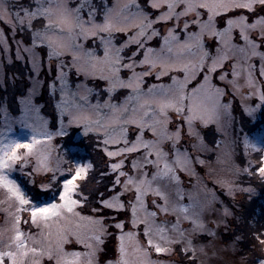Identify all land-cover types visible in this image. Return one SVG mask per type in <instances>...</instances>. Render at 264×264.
<instances>
[{
    "label": "snow or ice",
    "instance_id": "snow-or-ice-1",
    "mask_svg": "<svg viewBox=\"0 0 264 264\" xmlns=\"http://www.w3.org/2000/svg\"><path fill=\"white\" fill-rule=\"evenodd\" d=\"M100 4L0 0V21L13 35L19 31L28 37L27 43L16 41V58L24 60L26 55L35 73L29 95L18 98L20 113L14 116L7 106L2 109L0 192L8 208L7 227H0V264H101L105 241L113 235L110 229L118 230L119 243L116 258L105 264H264V256L254 253L264 252V231L249 236L239 226L233 230L236 219L248 223L253 218L237 217L196 170L206 162L188 150L207 147L197 124L216 123L223 130L226 122L232 127L229 87L242 101L259 99L256 108L245 109L250 116L264 106V0ZM118 34L123 38L118 40ZM0 44L11 52L3 28ZM45 59L48 70L55 67L56 72L49 88L58 86L64 97L54 105L61 110L55 132L40 122L34 99L43 87ZM72 74L84 80L69 95ZM90 79L105 82L106 99L88 86ZM173 113L178 118L174 130ZM16 123L30 130V138L10 136ZM73 125L82 127L85 135L95 134L102 145L108 160L101 175L111 177L110 188H88L93 162L73 167L59 154L54 159L53 138L67 136ZM185 125L193 140L187 147L181 145ZM235 144H225L231 175L215 181L233 199L238 191L249 196L256 192L241 186L243 175L258 172L264 184V147L245 137V146L259 156L241 167ZM217 160L221 162L219 155ZM25 170L34 190H26L14 177ZM181 172L196 177L191 189L185 188ZM212 174L209 170L207 175ZM105 210L128 215L117 219ZM161 214L175 219L160 221ZM72 244L83 250L69 249Z\"/></svg>",
    "mask_w": 264,
    "mask_h": 264
},
{
    "label": "rangeland",
    "instance_id": "rangeland-1",
    "mask_svg": "<svg viewBox=\"0 0 264 264\" xmlns=\"http://www.w3.org/2000/svg\"><path fill=\"white\" fill-rule=\"evenodd\" d=\"M18 4H27L28 0H16ZM96 3L98 6L102 7L100 4V0H96ZM149 11L155 12V10H152L149 8ZM221 23H223V20H221ZM0 28H3L5 31V35L8 37V43L11 46V52H5L3 50V45L0 44V88L4 91L7 89H11V87H14L13 84L16 83V80L21 77H18L19 75L13 73H10L13 69H19L21 67H24L25 65L29 66V75L27 76L26 80L28 82L27 91L23 96L29 95V89L33 87V81L32 77L35 76V73L32 71V65L28 61L27 56L25 55L24 60H19L16 58V41L17 40H23L25 43H27L28 37L22 33L17 31L15 35H13L12 30L9 28V26L4 23L3 21H0ZM124 34H118V40L123 38ZM153 44L155 45V41H153ZM43 55V54H42ZM45 67L41 70L40 75V81L43 85V87L39 90V93L34 97L35 103L39 106V117L40 122H47L48 128L55 132L60 127V120H61V110L59 108H56L54 105L57 102H62L64 97L59 92V87L57 86L56 89L49 88V84H46L45 86V78L49 77V83L52 82L53 77L56 75L55 67H53L52 71H49L47 68V60L44 61ZM55 62H53V65ZM31 71V74H30ZM258 75V73H257ZM151 79V78H150ZM229 79H232L231 76H229ZM84 80L83 76H77L75 74H72L71 76V82H72V89L69 90V95H71V91L75 90V84ZM164 82H168V77L164 78ZM87 84L89 87L95 88L97 91L101 92L100 99H106V96L102 89L105 87V82L99 81V80H88ZM221 86H223V82H220ZM247 92V89L244 90ZM229 97L232 101V107H231V119H232V127L228 128L227 123L225 122V126L223 130H219V127L216 123H209L207 127H204L203 125L197 124L198 129L200 130L201 135L203 136L204 144L207 146L205 150L202 151H195L189 147V151L192 153L194 157H199V159H203L206 164L196 165V170L200 173L202 177L205 178V182L208 184L210 188H214L216 194L226 203L229 204L236 212L237 217L244 218L245 214V207L248 206V204L251 199L254 197H258L260 194V191L262 188H264V184L260 183V180L258 179V172L255 175L247 176L243 175L241 177V180L239 181L241 183V186L243 188H247L248 186H252L256 189L255 194L249 196V194L245 191H238L235 198L228 196L226 194V189L222 188L220 184L216 183V178H227L231 175V173L228 171V169L231 167V161L227 159V157L224 155L225 153V144H228L230 141L235 140L236 144L234 145L235 151H236V162L241 165V167H246V161L248 159H251L253 161L256 160L257 156H259V152L256 149H250L249 147L245 146L244 139L245 137H248V139L252 142L257 144L258 147H264V106H261L257 111H255L251 116L248 114V112L245 110L247 107H253L256 108L257 105L260 104V101L258 98H253L250 100H243L241 99L240 95H234L233 90L231 87L228 88ZM9 94V93H8ZM7 94V95H8ZM123 90L118 94V99H121L123 97ZM22 97V96H19ZM18 97V98H19ZM225 98V102H227L228 98ZM17 98V107L15 108V112L12 113V104L9 102L8 96L5 97L3 100L2 106L0 107V131H3V124H4V114H3V107L7 106L8 109H10L12 115H18L21 110V105L19 104V100ZM96 97L93 96V102H95ZM51 105V106H49ZM47 106V107H45ZM49 107L51 109L53 108L54 111L57 114V119L53 123V120L45 114V111H49ZM48 115H51L49 113ZM173 116V123L170 125L171 128H175V124L178 120V118L175 116V114H172ZM65 122L67 121V117H64ZM55 124V125H53ZM68 135L65 137H59L55 136L51 142V148L54 149V159L55 154H59L63 160H67L73 167L76 166L77 162L81 163H87V162H93L96 159L97 153H101V157L104 159V161L107 163L108 158L106 157V154L102 151V145H98L97 140L95 139V134H89L85 135L83 132L82 127H76L73 125L71 128L68 129ZM130 138H134L136 135L134 129H130L129 132ZM148 138H151V134H146ZM11 137L14 138H30V130L27 128L21 127L18 123L13 125V131L10 133ZM67 139V140H66ZM90 139L92 144L88 145L87 143L90 141H87ZM67 142H66V141ZM193 142V140L187 135L186 131V125H185V133L184 137L181 140V145L187 147ZM64 144H67V148H65ZM85 145V146H84ZM114 147V146H110ZM211 149V150H209ZM221 157V162H218L217 156ZM118 159V158H117ZM255 167V165H253ZM106 170L105 165L103 164V167H96L94 165V171L93 177H91V173L89 176V180L94 181V178L96 179V184L93 185L92 188H101L104 189L105 186L111 187L109 181L111 177H105L102 176L101 173H103ZM209 170L213 171V174L211 176L207 175ZM25 172H17L14 173V177L22 184V186L25 188V185L30 184L32 189H34V186L30 182V178L26 175ZM182 180L184 181L185 188L191 189L192 185L196 183V177L195 176H189L184 174L183 172L180 173ZM23 180L27 183H23ZM103 183L102 186H99ZM91 187V185H90ZM26 189V188H25ZM27 190V189H26ZM203 193H201V196ZM152 199V198H150ZM5 200V196L2 192H0V227H7L6 224V213L5 209L8 208L7 203H2V201ZM187 202V201H186ZM219 207V206H218ZM14 208V206H13ZM105 213L108 216L116 215L117 219H123L128 214L126 212H121L119 215H117L113 210L106 211ZM101 213V214H105ZM86 214V213H85ZM160 221H167L168 223H171L175 217L172 215L165 216L161 214L159 217ZM232 220L233 218H229ZM244 224L241 223L240 219H236L234 223L231 224V227L233 230L237 228V226H242V230H244ZM184 227H187V223H184ZM142 227V226H141ZM130 230V229H126ZM224 226L221 225L220 231L224 232ZM110 231L113 232L112 236H109L104 244L105 251L101 253L100 261L101 264H105L108 260H113L116 258L117 255V248H118V230L110 229ZM244 232V231H243ZM141 241L145 239L143 234L140 236ZM220 242L217 241V244ZM69 249L76 248L78 250H83L80 245L72 244L68 246ZM169 260H178L179 257H169L167 258ZM205 264H215L213 261H205Z\"/></svg>",
    "mask_w": 264,
    "mask_h": 264
},
{
    "label": "trees",
    "instance_id": "trees-1",
    "mask_svg": "<svg viewBox=\"0 0 264 264\" xmlns=\"http://www.w3.org/2000/svg\"><path fill=\"white\" fill-rule=\"evenodd\" d=\"M10 73H13V75L17 74V75H19L18 77H21V78L20 79L18 78L16 80V83L13 84L14 87H11V89H7V90L3 91L0 88V107L2 106V103H3V100L5 99V97L8 96L10 104L13 105L11 108L13 111L12 113H14L15 108L17 107V98L19 96H23L26 93L27 87L29 85L27 80H26L27 76L29 75V66L25 65L24 67H21L19 69L15 68ZM30 74H31V71H30ZM48 80H49V77L45 78V81H46L45 86H47L46 84H49ZM49 106H51V105H49ZM45 107H47V106H45ZM51 107H49L50 112L46 110L45 114L47 116H49L53 120V123H54L55 120L57 119V114L53 108L51 109ZM49 113H51V115H48ZM53 125H55V124H53ZM87 141H90V139H88ZM87 144L90 145V144H92V142L90 141ZM64 146H65V148H67V144H64ZM101 156H102L101 153L98 152L96 159L94 161V165L96 167H103V164L106 167V165H107V163L104 161V159ZM91 177H93V173H91ZM95 181H96L95 178H94V181L89 180L88 181V188H92L93 185L96 184ZM24 182L27 183L26 181L23 180V183ZM27 184L28 185L24 184V186L27 190H34L31 187H28V186H30L29 183H27ZM90 185H91V187H90ZM102 185H103V183L99 186H102ZM41 199H47V197H41ZM246 205H248V206L245 207L246 211L244 214V218L251 217L253 219H250L248 221V223L244 224V230H242V226H240V229L242 231L246 232L249 236H252V234L257 232V231H264V188L261 189L258 197H254ZM106 211H109V210H106ZM85 213L89 214L87 212V209L85 210ZM254 253H255V255L264 256V252H261L259 249H255Z\"/></svg>",
    "mask_w": 264,
    "mask_h": 264
}]
</instances>
